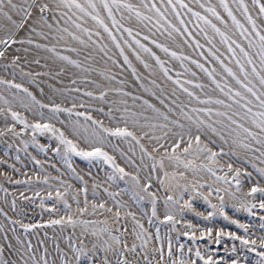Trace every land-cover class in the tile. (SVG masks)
Masks as SVG:
<instances>
[{"label": "rangeland", "instance_id": "374dc122", "mask_svg": "<svg viewBox=\"0 0 264 264\" xmlns=\"http://www.w3.org/2000/svg\"><path fill=\"white\" fill-rule=\"evenodd\" d=\"M85 3L86 0H81ZM127 3L134 5H140L139 11H143L147 15H153L154 10L144 8L145 3L152 4L153 0H125ZM228 4L233 8L237 17L247 24L241 11L237 8L236 4L238 0H227ZM99 3V0H97ZM157 6H161V0H155ZM173 3L179 5V0H173ZM190 8H194L196 11L202 14L209 15L215 22V18L211 17L210 13H207L205 8H201L200 4H212L217 7V11L221 13L225 19L229 20L231 25V19L227 16V12L221 6V0H184ZM245 3L249 5V10L253 17L257 19L258 23L264 22V16L257 15L259 12V4L253 3V0H245ZM164 5H167V0H164ZM182 14L187 10L184 8L178 9ZM68 15H72L71 10L65 9ZM59 17V13L56 14ZM103 15L107 18V12L104 11ZM129 13L125 10V17L121 20L124 24V28L133 27L135 40L128 36L124 29L119 32L116 31V26L111 25L110 18L107 19L110 27H112L114 34L117 39L120 40L121 46L124 48L125 54L128 55L132 62L133 67L136 68V73L132 72V69L124 61V56L120 54V49L115 46V43L111 40L108 33L102 28H97L95 22L88 18L86 27H93L94 32L99 30L104 37L100 41V44H95L94 32L89 39L87 34H82L83 38L88 41V46L80 45L79 42L71 40L65 36L63 41L58 40L57 36L49 35L48 39L45 40L36 34H33L32 39L36 40L39 44H48L50 46L55 45L56 52L62 55L71 56L73 59H78L83 64V68L76 67L67 61H64L57 57L50 48H38L35 44L28 43H16L10 44L6 48L0 46V50L4 51V55L0 56V108H4L5 112L9 105H6L3 98H7L11 101V107L14 111H18L25 117L29 124L34 121L40 120L41 122L48 121L55 125L57 129H63L65 134L71 139H76L79 142L81 148L89 147L88 143L82 139H79L71 130L69 123H62V121H69L70 117L68 113L61 112L59 116H55L51 113L48 108L41 109L38 104L31 101L27 93H24L20 89H16L14 86L3 83L4 80L14 81L18 84H23L25 87L32 92L38 101H42L44 104L59 103L62 107H71L73 103L76 107L73 109V115L71 119H76V112H91L92 116L96 119L103 120L105 126L115 127V120L112 119L107 113L108 110H112L113 116L116 119H121L120 113L117 111L118 108L127 107L133 112L144 111L145 115H153L151 109L147 105L143 104L144 100H149L155 104L157 108L162 111L169 112L170 107L177 109L176 112H169V115L173 119H180L181 122L187 123L183 116L180 115L181 109L180 104H184V111H190L191 107L204 108L212 107L217 108L220 111H230L223 105H216L203 103L208 96L220 99H226L229 103L232 101L223 95L201 68H199L193 61L199 60L201 64H204L209 70L215 68L217 79L224 82L227 77V82L239 88L236 85L235 80L228 76L223 71L219 61L215 59L208 51L209 47H214L217 55L224 60L226 64L233 67L238 71V66L235 65L234 59L231 53L228 51L227 46L220 43V37L211 28L206 30L209 36L214 37L211 42L208 38L203 35L201 31L204 28L203 22H196V18L190 14L184 15L183 19L187 22V31L192 33V36L180 37L178 34L173 33L174 39H169L166 32L158 30L149 24L147 28L143 24L139 23L134 14L133 19L129 21L127 16ZM169 18L179 27V20L175 19L174 14L168 10ZM117 19H120V13H116ZM75 18V17H74ZM63 19L61 24H63ZM147 23V22H145ZM164 23V21H161ZM70 28H74L72 25H68ZM221 27H223L221 25ZM151 29V31H149ZM171 30V29H170ZM44 31H55V29ZM79 31V30H77ZM121 32L123 35H121ZM233 39H237L238 30L230 31ZM19 35H26L21 32ZM158 40L160 43L169 45L172 51L183 53L185 57H191V60L185 59L183 64L179 59L171 56L170 53H165L157 45L152 43V40ZM136 40H140L141 43L146 44L151 48L160 58L165 62V67L169 69L167 76L163 70L157 64L154 57L149 53L144 52L143 49L139 48L136 44ZM196 40L200 41L201 46H196ZM127 41V43H124ZM240 43H244L247 47V42L243 41L242 38L238 40ZM67 44L71 47H77L80 49L79 55L70 50ZM131 44L133 48H136L141 56L148 61L150 68H145L141 60L136 58L135 53L128 45ZM100 45H106L104 51H101ZM235 47V45H234ZM27 49V51H26ZM105 51L107 55H105ZM237 51H239L237 49ZM249 51L255 53V49H249ZM92 54L91 59H85L88 54ZM203 53V55H201ZM13 57H19L17 60H13ZM207 57V59H205ZM257 68H259L258 57ZM250 69V66H248ZM61 68L63 71L61 72ZM87 68H91L92 71H86ZM31 74V75H29ZM139 75L140 79L137 80L136 76ZM242 75V74H241ZM84 77H87L85 79ZM115 77V79H112ZM171 77V79L169 78ZM179 78L186 88L190 92H195L200 96L199 102L194 99H190L188 93L184 92L174 83V80ZM75 80V83L72 81ZM156 83L153 84L152 81ZM92 81H97L101 85H105L110 89L122 88L123 92L108 91L105 99H100L98 95L88 96L87 92L99 93L102 89L98 88ZM120 81H124L123 84ZM188 81H192L191 84ZM198 84L205 85L203 91L197 86ZM43 89V91H41ZM59 89L60 91H56ZM81 89L82 91H77ZM147 89V90H146ZM163 89V91H162ZM67 90V91H65ZM227 90V89H226ZM153 92L156 95H153ZM124 93H132L130 96L124 95ZM75 98V99H74ZM143 98V99H141ZM159 98V99H158ZM21 100L27 107L22 106ZM126 100L127 104H121L120 101ZM176 101L173 104V101ZM114 101L115 103H109ZM163 101V103L161 102ZM104 109L101 112L99 109ZM43 112V116L40 115ZM205 119H209L207 114H201ZM218 117L213 115L211 119H217ZM83 123V117H79ZM246 126L253 128V131L259 133L260 129L256 128L255 125H251L249 121H243ZM91 124V121H88ZM10 125H14V128H10ZM24 129V131H21ZM137 131H139L137 129ZM159 133H157L158 135ZM213 140H216V144L212 145L217 147L221 141L215 135L209 133ZM202 139L204 137L202 136ZM149 149H152L153 141L151 144L148 141H143ZM253 144L254 148H260L261 145L256 144L255 141H249ZM165 143V141H161ZM111 144L118 145V148L106 146V150L115 156L116 163L120 164L125 168L126 172H137V169L127 159L130 156L137 164H141L140 161V148L139 145L132 142L130 145L123 139L113 138ZM40 145L44 147L41 148ZM60 146L61 152L57 153L53 149ZM227 150L231 145L224 146ZM64 145L60 143L56 136H53L48 132L36 131L33 134L32 128H25V125L21 124L18 120H15L10 113H0V245L3 246V254L0 259L7 260L9 264H24L25 260L29 259V252L26 248L29 242H31L37 258L40 259L45 255V249H47V259L49 264H61L62 252H67V259L71 260L75 264V253L73 249L69 248V243L79 247V241L83 240L84 245L87 248H91L92 243L97 239L90 234L91 227L87 234L82 235L84 228L82 225L77 224L75 227L67 223V215L69 212L74 217H80L81 219H87L95 221L96 224L93 227H99L103 224L104 218L108 217L110 222L113 218V213L106 211L104 208H97L96 214H92L93 203L99 204L103 201L106 207L114 208V200L109 193H115L117 189L131 188V177H120L117 174V179L112 180L109 177L115 172L111 165L103 162L101 159H87L76 153L64 154ZM121 150L127 153V156L121 154ZM240 156L226 155L221 158V163L232 162L235 166L246 168L251 176L245 173H241V190L236 192L235 185H232L231 192H220L209 191V185L213 188H227L228 185L222 180H217L216 177L209 173L206 169L201 168L199 171H193L192 169L185 170L183 166L177 169H167L169 173L173 171L185 172V176L176 177L181 185L187 183L188 189L185 191L183 199L180 198L181 191L183 189H174L169 193L165 188L160 186L159 181L156 179L157 175L162 177V172L159 167L155 172H152V187L151 191H156L159 199L156 202L157 216L160 219L152 217V205L150 199L146 198L137 205L130 198L129 191H121L116 199L127 202V208H121V212L131 210L136 213V218L141 220L144 227L153 234L152 238H149L148 244L141 247V240L138 239L133 233L134 222L131 216H122L120 222L116 227L123 228L126 226L127 231L119 233L122 239L126 240L129 246L135 244L137 247L135 251L124 250L129 260H137L139 264H146L144 260L145 253L148 254V261L151 264H156L160 261V256L157 252H154V248H158L160 241L155 239L156 228L160 229V236L164 240V256L165 259L171 264V259L167 255V244L168 238H171L173 257L177 260L181 259L180 245H184L183 258L197 260V264H205L203 260H199L195 257V250L197 247L201 250L204 255H211L216 260L217 257H223L224 260L236 259L239 256L243 264H255L258 259L257 254L251 252L250 248H246L242 245L238 239H233L230 236L223 235L220 238V243L214 242V239H210L208 236H201V231L204 228L211 227L213 229V237L215 232L219 229H223L225 232H233L239 236L246 235L244 229L240 228L237 224L233 223V220H239L241 223L248 225L247 234L251 238L264 236V230L261 229V224L264 223V209L259 208L258 204L253 207L251 212L245 209L234 207L239 201L244 199H251L246 197L248 188L254 182L260 181L264 183V177H262L256 168L253 167V163L259 167H264V159H256L255 157L260 156L259 152L255 155L252 154L251 150L238 149ZM160 149H156L158 154ZM247 157V159H245ZM39 161V163H37ZM67 161V162H66ZM148 161V162H147ZM251 161V162H249ZM144 164L149 165V168H141L138 174L143 181L148 176L150 165L152 163L147 157H145ZM167 163V161H166ZM199 163V159L197 160ZM75 170V171H73ZM221 175L227 172V169H217ZM160 172V173H159ZM82 177L83 179H79ZM47 177V180L45 179ZM205 181L207 183H205ZM231 183V181H229ZM196 184L200 187V191L209 197L211 203L217 204L219 207V196H224L226 201L225 211L231 219H225L222 214L217 211L216 215L207 217V213L212 211V208L208 202H206L202 195H193L191 203L196 211L205 214V217L197 216L192 210L185 208L183 216L180 215L178 209L184 207V200L189 199L188 193L192 192V185ZM87 188V193L84 189ZM107 188L106 192L104 189ZM67 189V191H65ZM80 191L77 193L76 190ZM158 189V190H157ZM235 193V197L231 193ZM51 193V195H49ZM57 193H61L62 196H58ZM175 195L178 204L176 205V220L177 223L173 226L169 222L163 221L162 217L165 214L164 198L166 195ZM85 195L88 200L87 213H79L77 211L76 200L79 199V207H84ZM146 195V194H145ZM260 199L259 196L256 198ZM64 200H67L71 205V209H66ZM13 201L15 205H13ZM256 201H253L255 203ZM53 207L55 211H53ZM7 213V216L4 215ZM65 218L63 224H47L46 221ZM152 218V224L148 223L149 218ZM10 218V219H9ZM187 221H191L192 224L198 226L196 229H192L188 226ZM22 224H34L36 225L33 229L27 231L21 227ZM195 231L196 237L193 239L191 236L184 235V232ZM71 238L66 239V238ZM11 244V247L9 245ZM57 245L61 251H57ZM235 245L236 251L233 252L232 248ZM191 248L193 251L188 252ZM109 258H113L112 254H109ZM80 264H88V260L81 257Z\"/></svg>", "mask_w": 264, "mask_h": 264}, {"label": "snow or ice", "instance_id": "6c2138e0", "mask_svg": "<svg viewBox=\"0 0 264 264\" xmlns=\"http://www.w3.org/2000/svg\"><path fill=\"white\" fill-rule=\"evenodd\" d=\"M253 3L259 4V12L257 15L264 16V0H253ZM161 5L162 7L157 6L155 0H153V3L150 5L145 3L143 5L144 8L154 10L153 15H147L143 11L138 10L141 7L140 5L127 3L125 0H99V3H97V0H86L85 3H82L81 0H0V46H3L4 48L10 44L16 43L26 42L28 44H35L38 48H50V50L60 59L67 61L76 67L83 68L84 66L80 60L73 59L71 56L62 55L61 53L56 52L55 45L50 46L48 44H39L36 40L32 39V36L33 34H36L37 36L47 40L49 35H55L60 41H63L65 36H67L71 40L79 42L80 45L87 47L88 41L83 38L82 34H87L89 39H91L94 29L91 26H85L88 23V18H90L95 22L97 28H102L108 33L111 40L115 43V46L120 49V54L124 56V61L135 74L137 71L136 68L133 67L128 55L125 54L120 40L117 39L112 27H110L109 23L107 22V19L110 18L111 25L116 26L117 32H119L121 29H124L128 36L135 40V36L133 35V27L130 26L124 28V24L121 23V20H123L125 17L126 10L127 13H129L127 16L129 21L133 19L132 14H134L135 19L139 23L143 24L145 28L155 21V24L152 25L153 27L166 32L169 39H174L173 33L178 34L180 37H185L187 32V36H192V33L187 31V22L183 19L184 15L190 14L196 18L197 23L201 21L203 22L204 28H202L201 31L203 32V35L208 38L209 42H211L214 37L209 36V33L206 30L207 28H211L216 34L219 35L220 43L227 46L231 56L235 58V65L238 66V71L233 67H230L224 62L223 59H221L219 55H217L216 51L214 50V45L213 47H209L208 51L213 57H215L217 61H219L223 71L235 80L236 85L240 86L239 88L232 85L230 82H227V77H225L224 82L218 80L215 68L209 70L204 64H201L199 60L193 61V63H195L205 73H207L208 77L215 84L216 88L232 102L229 103L228 100L220 98H215L213 100V97L211 96H208L206 100L203 101V103L206 104H212L214 102L216 105H223L226 109H230L231 112L220 111L219 109L212 107L195 108L191 107V105L188 106L191 108L190 111H184L185 105L182 103L179 105V108L181 109L179 114L183 116L187 123L181 122L180 119H173L169 115V112H176V108L170 107L169 112H165L160 108H157L156 105L151 103L149 100H144L143 104L147 105V107L151 109L153 113L151 116L145 115L143 110L140 112H133L127 107H124L117 109V111L120 113L121 119H116V117L112 114V110L109 109L107 114L112 117L113 120H115V127L105 126L103 120L94 118L91 112L87 111L76 112L75 116L77 118L71 119L73 115V109L76 107L75 103H73L71 107H62V105L59 103L44 104L42 101H38L36 96L23 84H18L9 80L2 81L5 84L14 86L16 89H20L24 93H27L31 101L38 104L41 109L48 108L51 113L57 117L61 112L68 113L70 120L62 121V123H69L72 132L79 139L86 141L89 147L81 148L78 140L69 138L63 129H57L55 125L50 122V119L45 122L37 120L32 124H29L27 119L23 117L20 112L14 111L12 109L11 101H9L7 98H3V101L6 105H9V107L7 108L6 112L4 108H0V113H5V115L10 113L15 120H18L21 124L25 125V128H32L33 134H35L36 131H39L41 133L48 132L53 136H56L60 143L64 145L63 151L65 155L74 152L77 155L87 159H101L103 162L111 165L115 170V172L109 177L112 180L117 179V174H119L120 177H131V183L133 185L131 188H118L115 193H109V195L114 200V208L106 207L103 201H101L99 204L93 203L92 205V214L94 215L96 214L97 208H104L106 211L112 212L113 218L111 222L108 217H105L102 225L99 227H93V225L96 224L95 221L74 217L70 212L67 215V223L73 225L74 227L77 224L83 226L84 232H82V235L87 234L89 232V228L91 227L90 234L94 237H97V239L92 243L91 248L85 247L83 240L78 242L80 245L79 247L72 244L71 242L69 243V248L73 249L75 253V264H80L81 257L86 258L88 260V264H139V262L135 259L129 260L125 254L124 250L135 251V248L137 247L135 244L129 246L127 241L122 239L121 235L119 234L127 231L126 226L123 228H118L116 225L119 224L122 216H131L135 225L133 228V233L138 239L141 240V247H144L148 244V240L149 238L153 237V234L144 227V224L141 220L136 218L135 212L131 210L121 212V208H127L128 205L127 202L116 199V197L121 191H129L130 198L134 203L139 205L147 196V198L150 199L152 205V217L160 219V217L157 216L156 209V202L159 197L157 196L156 191L150 190L153 184L152 172H155L157 167H159L160 171L162 172V177L160 175H157L156 177L160 183V186L165 188L169 193H171L174 189H183L184 191H181L180 193V198L183 199L184 193L189 186L187 183L181 185L176 177L185 176V172L173 171L169 173L167 170L168 167L177 169L183 166L185 170L192 169L193 171H199L201 168L206 169L209 173H212L217 180H222L228 185L227 188H213L211 185H209V191H214L218 194L222 191L231 192L232 185H235L236 192H239L241 190V173L243 172L248 176H251V173H249L246 168L237 167L232 162L221 163L222 157L229 154L239 157L240 153L238 149H248L251 150L253 155H255L256 152L260 153V156L255 157L256 159H264V22H257V19L253 17L249 10V5L245 3V0H238L236 6L241 11L250 27H247L245 23H243L237 17L233 8L228 4L227 0H221V6L227 12V16L230 17L231 25L229 24V20L225 19V17L222 16L219 11H217V7L212 4L201 3L200 7L205 8L207 13H210L211 17L215 18V22L209 17V15L202 14L201 12L196 11L194 8H190L184 3V0H179V5L173 3V0H167V5H164V0H161ZM179 8H184L187 11L182 14L178 10ZM65 9L71 10L72 15H68V12H66ZM169 9L174 14L175 19L179 20L180 25L183 27L177 26V24L169 18ZM105 10L107 12V18L103 15ZM117 12L120 13V19H117ZM57 13H59V17L56 15ZM62 19L64 21L63 24H61ZM161 21H164V23H161ZM69 24L74 26V28H70L68 26ZM221 25L223 27H221ZM44 29H55V31H49L46 34ZM236 30H238V36L237 39H233L230 31ZM149 31H151V29H149ZM21 32L25 33L26 35H19ZM94 35L97 37L94 43L99 45L100 41L103 40L104 37L99 30H96ZM121 35H123L122 32ZM240 38L247 42V47H245L244 43L238 42ZM135 42L137 45H139L140 49H143L144 52L149 53L155 58L157 64L167 76L169 69L165 67V62L160 58V56L157 55V53L149 48L146 44L141 43L140 40H136ZM124 43H127V41H124ZM152 43L157 45V47H159L165 53H170L172 57L179 59L182 64L185 59H192L191 57H185L181 52L172 51L169 45L160 43L158 40L153 39ZM195 43L196 46H201L199 40H196ZM66 46H68L72 52L79 55V48L71 47L70 44H67ZM128 46L132 48L136 58L142 61L145 68L151 67L148 61L141 56L140 52L136 48H133L131 44ZM100 48L101 51H104L106 45H100ZM237 49L239 51H237ZM249 49H255V53L249 51ZM3 55L4 51L0 50V56ZM105 55H107L106 51ZM201 55H203V53H201ZM257 57L259 68H257ZM91 58V53L85 57V59ZM17 59H19V57H13V60ZM205 59H207V57H205ZM248 66H250V69ZM62 71L63 68H61V72ZM86 71L90 72L92 69L87 68ZM84 78L87 79V77ZM169 78L171 79V77ZM112 79H115V77H112ZM136 79L139 80L140 76L137 75ZM72 83H75V80H73ZM92 83L96 84V86L102 90L98 94L91 91L87 92V95L90 97L98 95V97L103 100L105 99L106 93L108 91L123 92L122 88L110 89L105 85L99 84L97 81H92ZM120 83L123 84L124 81H120ZM152 83L155 84L156 81L153 80ZM174 83L178 85L179 88L184 92L188 93L190 99H194L197 102L201 100L200 96L195 92H190L179 78H176ZM188 83L191 84L192 81H188ZM197 86L201 89V91H203L205 87L203 84H198ZM41 91H43V89H41ZM56 91L60 90L56 89ZM77 91L82 90L77 89ZM124 95L130 96L132 93H124ZM153 95L155 96L156 93L153 92ZM161 102L163 103V101ZM109 103L115 102L109 101ZM120 103L126 105L127 101L122 100ZM172 103L175 104L176 101L174 100ZM21 104L22 106L27 107V104H24L23 100H21ZM99 110L101 112L104 111L102 108ZM202 113L207 114L209 119H205L204 116L201 115ZM214 114L216 117H218L217 119H211ZM40 115L43 116V112H40ZM79 117H83V123ZM88 121H91V124H89ZM243 121H249L251 125H255L256 128H259L260 132L257 133L253 131V128L246 126ZM9 127L14 128L15 126L10 125ZM137 129L139 131H137ZM21 131H24V129H21ZM157 133L159 134L157 135ZM209 133L215 135L221 141L217 147L212 146L216 144V140H213ZM202 136L204 139H202ZM113 138L123 139L130 145L133 141H135V143L139 145L141 164H137L136 161L130 156L127 157L129 162L137 169V172H126L124 167L116 163L115 156L106 150V146H111L114 148L119 147L118 145L111 144ZM145 140L150 144L155 141L151 150L143 142ZM162 140L165 141V143H161ZM249 141H255V143L261 145V147L254 148L253 144ZM225 145H231L227 152L224 147ZM40 147L43 148L44 146L40 145ZM156 149H160L158 154L156 153ZM53 150L57 153L61 152L59 145ZM121 154L127 156V153H124L123 150H121ZM145 157L151 160L152 163L150 165L151 170L149 171L148 176L142 181L140 175L138 174L139 169L141 166L144 168H149V165L143 163ZM198 159L199 163H197ZM245 159H247V157H245ZM37 163H39V161H37ZM253 167L256 168L262 177H264V167H259L255 163H253ZM217 169H227V172H224V174L221 175ZM78 178L81 180L83 179L79 176ZM45 179L47 180V177H45ZM229 181H231V183H229ZM205 183L207 182L205 181ZM104 190L106 192L108 191L107 188ZM65 191H67V189H65ZM79 191V189L76 190L77 193ZM84 191L87 193L86 187ZM231 194L233 197H235L234 192ZM49 195H51V193H49ZM57 195L62 196L61 193H57ZM188 195L189 199L184 200V207H180L178 209L181 216H183L185 208H187L194 211L197 216L205 217V214L196 211L193 207V204L191 203L193 195H202L204 200L208 202L212 208V211L207 213V217L216 215L218 211L219 214H222L225 217V219H231V217H229L228 213L225 211L226 201L224 196H219L218 207L217 204L211 203L209 197L204 195L200 191V187H198L196 184L192 185V192L188 193ZM257 196L260 197L259 200L256 199ZM246 197H250L251 199L246 198L242 201H239L234 205V207L245 209L248 212H251L252 208L256 207L258 204L259 208L264 209V183H261L260 181L254 182L251 187L248 188ZM253 201L256 202L253 203ZM76 203L78 205L77 211L79 213L83 214L89 211L86 195L84 207H79V199L76 200ZM177 204L178 201L176 200L175 195L169 194L165 196V214L163 215L162 219L165 222L171 223L173 226L177 223ZM13 205H15L14 201ZM64 205L66 209H71V205L67 200H64ZM2 211L3 209H0V212ZM53 211H55L54 207ZM4 215L7 216V213H4ZM64 222L65 218L62 217L60 219L46 221L45 223L56 225L63 224ZM232 222L244 229L246 235L239 236L236 233L230 231L225 232L223 229H219L215 232V237H213V229L208 227L201 231V236H208L210 239H214V242L217 244L220 243V238L223 235L230 236L233 239H238L241 241L242 245H244L246 248H250L251 252L257 254L258 259L255 261V264H264V236L259 237V240L257 241L256 238H251L247 234L248 225L241 223L239 220H233ZM148 223L150 225L152 224L151 217L149 218ZM187 224L192 229L198 228V226L192 224L191 221H187ZM21 227L27 231L28 229L35 228L36 225L22 224ZM261 229L264 230V223L261 224ZM184 235L191 236L193 239H195L196 232L187 231L184 232ZM66 239L70 240L71 238L69 237ZM155 239L160 241V245L158 248H154L153 251L159 254L160 261H163V264H169V261L166 260L164 256L165 245L163 237L160 236L159 227L156 228ZM9 247H11V244ZM26 248L29 252V259L25 260L24 264H49L47 259V249L44 250L45 255L38 259L36 253L31 251L33 248L31 242L28 243ZM57 251H61L58 245ZM183 251L184 245H180L182 258L179 260L172 258L173 251L171 238H168L167 255L171 259V264H197V260L192 259L191 257L184 259ZM192 251L193 250L191 248L188 249L189 253ZM232 251H236L235 245H233ZM110 253L113 257L111 259L109 258ZM2 254L3 246L0 245V257H2ZM61 254V264H73L71 260L67 259L66 251L62 252ZM195 257L199 260H203L205 264H243L239 256H237L236 259L224 260L223 257H217L216 260H214L213 256L204 255L199 247H197L195 250ZM144 260L146 261V264H151V262L148 261L147 253H145ZM0 264H9V262L7 260L0 259ZM156 264H160V262L157 261Z\"/></svg>", "mask_w": 264, "mask_h": 264}, {"label": "bare ground", "instance_id": "6f19581e", "mask_svg": "<svg viewBox=\"0 0 264 264\" xmlns=\"http://www.w3.org/2000/svg\"><path fill=\"white\" fill-rule=\"evenodd\" d=\"M148 162V161H147ZM166 166H167V163H166ZM168 169H173V168H171V167H168ZM160 173V172H159Z\"/></svg>", "mask_w": 264, "mask_h": 264}]
</instances>
